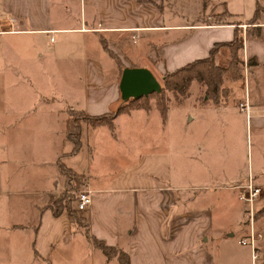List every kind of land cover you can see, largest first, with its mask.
Listing matches in <instances>:
<instances>
[{"label": "crops", "instance_id": "obj_1", "mask_svg": "<svg viewBox=\"0 0 264 264\" xmlns=\"http://www.w3.org/2000/svg\"><path fill=\"white\" fill-rule=\"evenodd\" d=\"M0 29L20 30L0 34V264H120L92 236L128 254L129 264H264L261 216L254 251L239 243L249 226L237 187L249 175H239L234 114L226 111L225 157L211 127V166L193 152L201 113L226 107L228 94L214 103L196 91L190 107L179 104L178 165L169 108L163 119L151 99L115 115L111 127L81 124L75 153L65 136L69 109L97 116L127 103L123 68H148L159 81L215 45L220 64L236 31L239 56L254 62L236 91L223 92L237 93L233 105L246 98L249 128L263 133L264 0H0ZM60 165L76 194L90 191L80 209L87 233L67 207L53 211L69 188ZM263 175H252L260 190Z\"/></svg>", "mask_w": 264, "mask_h": 264}, {"label": "rangeland", "instance_id": "obj_2", "mask_svg": "<svg viewBox=\"0 0 264 264\" xmlns=\"http://www.w3.org/2000/svg\"><path fill=\"white\" fill-rule=\"evenodd\" d=\"M223 20L225 19V15L220 14V17H215V21H219V20ZM251 32H253L251 30ZM250 32V33H251ZM228 55V54H227ZM226 55V56H227ZM227 57H230L229 55ZM241 57V56H240ZM229 58L226 59L224 62L220 63V68H222L220 71V81L219 83H221V85H232L235 88V91L237 89V85L241 83V76L238 77L237 79H233L236 78L235 75H237V73H240L242 75V79L245 81V78L247 77V74L249 72V70H245L246 66L248 69V62H246L245 59H242V64H241V68L238 66V70L234 71L233 68L228 64ZM240 68V69H239ZM258 79H260V75H258ZM261 81H263L264 83V77L260 79ZM161 79L159 80L160 84H161ZM161 86V85H160ZM188 91L187 94L184 96H178L175 97L173 96V93L169 90L165 91V94L163 96V98H165V104L167 105V108H169V119H170V123L171 125V130L173 133V141L171 144V148H172V157L173 158V162L180 164L179 162V158L177 159V156L179 157L180 154V141L178 139V127H177V123L179 121V119L181 118V115L179 113V108L178 106H180L179 104L183 102L184 105H188L190 107V104L192 103L193 100H195V96H196V91L197 92V97L202 99V96L205 92V85L202 83H199L197 79H192L188 85ZM230 89V88H229ZM72 91H74V94L76 93V91L72 88ZM233 91V92H235ZM233 92H231L229 90L228 93V99H227V105H225L226 107H224L223 109L220 108H213L212 107V114H209V110H204V112L208 113V114H202V119L203 121H201L202 125L198 126L201 129V140L199 141V147L201 149L199 150H195L194 152V156H200L201 159H203L206 163L207 168H209L212 164V160L211 157L212 156V152H213V146H211V131H210V127L213 128V131L216 135V145L217 149H216V153L218 155L219 160H221L223 158V156L225 157L226 153H228V150H224V143H225V137H224V130H226V121H227V116H226V111L232 112L235 116V123L234 126H231V130L232 132H236V155L235 158L237 160V166L240 170L239 175H244L245 181L247 179V176L249 175V178L252 180V175L255 176V174H257L258 171H264V131H261L263 133H260L259 130H256V128L254 127H250L249 128V123H247L246 121V115H245V110L244 108L238 103L237 105H233L234 101L233 98L231 97V94H234ZM225 94V95H226ZM235 94H237L235 92ZM148 99L154 100L155 103V99L156 97L150 96L148 97ZM148 99L146 102H148ZM120 103H124V102H120ZM119 103V104H120ZM243 103V102H242ZM147 105H144L148 108L149 103H145ZM139 105V104H136ZM143 105V104H142ZM156 105V103H155ZM118 106V103H116V105H114L113 110L116 109ZM157 108V106H156ZM75 109V108H73ZM73 109H69V115L72 116V118L74 117H79L80 114H78L77 112H73L71 110ZM158 112L159 109L157 108ZM199 111V108H198ZM213 111H216V116H213ZM167 112V111H166ZM192 114L194 113V111L191 112ZM160 114V113H159ZM161 117V116H160ZM216 117V118H215ZM162 118V117H161ZM164 119V118H163ZM212 119V120H211ZM84 122H81V124H83ZM227 131V130H226ZM218 135V138H217ZM248 173V175H247ZM239 176V177H240ZM259 181L262 183V187L264 189V175H263V182L262 180L259 178ZM239 204L244 205L245 206V213H247L248 211V205L246 202L244 201H240ZM254 215H259L261 216V220H264V190L260 191V194L255 198L254 200ZM75 206H76V202H75Z\"/></svg>", "mask_w": 264, "mask_h": 264}, {"label": "trees", "instance_id": "obj_3", "mask_svg": "<svg viewBox=\"0 0 264 264\" xmlns=\"http://www.w3.org/2000/svg\"><path fill=\"white\" fill-rule=\"evenodd\" d=\"M256 14L260 11L258 8H256ZM222 15H225V13H221ZM229 16V14L227 15ZM238 27V26H236ZM255 28L257 31L255 32V36L258 37L259 34V27H252ZM251 29V28H250ZM248 30V31H247ZM246 30V32L249 33V28ZM223 46L227 48L228 55L230 56L228 64L233 68L234 71L238 70V66L241 68L242 59L239 56V51L242 47V41H240V35L236 31L234 34L232 40L228 43H223ZM218 45H215L214 48H212L209 52V55L205 59H198L194 60L191 63L185 64L181 67H178L174 71L165 72V75L162 77L161 81V90L160 92H153L148 94V96H142L139 98H133L129 99L127 103H120L118 108L115 110H112L107 113H103L101 115L93 116V115H87L82 110L73 109L71 111L77 112L80 114L79 117H74L69 115V110L67 112V118H66V125H65V136L72 144V152L75 153L76 150H78L80 143H81V135H80V128H81V122H84L86 124H90L91 126H97V125H108L112 126V118L117 115L120 112H124L129 110L131 107L136 105L139 102L145 101L150 96H155V103L157 108L159 109L160 116L162 118L165 117L166 111H167V105L164 103L165 98H163L165 91L169 90L173 93V96H184L187 94L188 91V85L192 79H197L199 83H202L205 85V97L213 101L214 103H219L221 100V97L225 95L226 93L223 92L225 88L222 87L220 81V64H217L215 61L214 54L216 53L218 49ZM248 65H251V60H248ZM239 68V69H240ZM237 79L238 77L242 75L240 73H237L235 75ZM61 166V170L63 174L66 177V180L68 181L69 188H66L60 195V197L57 199L55 207L53 208V211L55 213H60L63 207H67V211L69 212V215L71 216L72 220L76 222V224L81 225L84 227V231L87 233V225H86V219L85 217L80 213V210L76 209L75 202H76V193L75 189L73 191L72 188H70L69 185V178L72 176L70 170L66 168L63 165ZM74 175V173H73ZM89 237V236H88ZM89 240L92 241V243L98 247L104 255L108 257L116 256L120 264H129V255L125 252L116 251L112 246H107L102 240H99L95 237H89Z\"/></svg>", "mask_w": 264, "mask_h": 264}, {"label": "built area", "instance_id": "obj_4", "mask_svg": "<svg viewBox=\"0 0 264 264\" xmlns=\"http://www.w3.org/2000/svg\"><path fill=\"white\" fill-rule=\"evenodd\" d=\"M244 26V25H243ZM17 32L20 31L18 29H11L10 31L7 30H2L0 29V34L7 33V32ZM245 110V114H248L249 111V105L248 102L245 98V101L242 103H239ZM238 190H240L239 193V199L246 202L248 205V211L246 213L247 215V220H248V232L246 233V236H243L240 240L239 243L242 244H247L251 250L255 248V244L257 242L258 237L260 236L258 233L256 234L254 229H253V223H254V200L255 198L260 194V188L258 186H254L252 183V180L249 178L248 182L245 185H241L240 187H237ZM90 191L88 189H83L80 190L76 195V207L77 209H84L91 200V195ZM254 251V250H253Z\"/></svg>", "mask_w": 264, "mask_h": 264}, {"label": "water", "instance_id": "obj_5", "mask_svg": "<svg viewBox=\"0 0 264 264\" xmlns=\"http://www.w3.org/2000/svg\"><path fill=\"white\" fill-rule=\"evenodd\" d=\"M120 74L118 88L123 100L145 97L161 90L160 82L148 68L125 67Z\"/></svg>", "mask_w": 264, "mask_h": 264}, {"label": "bare ground", "instance_id": "obj_6", "mask_svg": "<svg viewBox=\"0 0 264 264\" xmlns=\"http://www.w3.org/2000/svg\"><path fill=\"white\" fill-rule=\"evenodd\" d=\"M244 26H247V25H244Z\"/></svg>", "mask_w": 264, "mask_h": 264}]
</instances>
